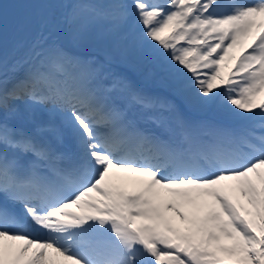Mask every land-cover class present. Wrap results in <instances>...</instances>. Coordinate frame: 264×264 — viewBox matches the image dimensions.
Wrapping results in <instances>:
<instances>
[{
  "label": "snow or ice",
  "instance_id": "6c2138e0",
  "mask_svg": "<svg viewBox=\"0 0 264 264\" xmlns=\"http://www.w3.org/2000/svg\"><path fill=\"white\" fill-rule=\"evenodd\" d=\"M65 22L130 33L185 107L238 124L166 101L144 128L105 60L44 41L10 75L0 52V264H264V0L75 3ZM20 101L47 123L17 124Z\"/></svg>",
  "mask_w": 264,
  "mask_h": 264
},
{
  "label": "rangeland",
  "instance_id": "374dc122",
  "mask_svg": "<svg viewBox=\"0 0 264 264\" xmlns=\"http://www.w3.org/2000/svg\"><path fill=\"white\" fill-rule=\"evenodd\" d=\"M69 1H71V0H44V2H42V4H45L46 8H48L50 5L56 6V7H53L51 9L50 13H53V11H55V14H57V16H60V14H66V11L63 10L62 8H60V6H66V4H69ZM103 1H105V0H103ZM106 1H108V3H109L110 0H106ZM57 6H59V7H57ZM9 11H10V7L3 5V4H0V19L7 18V14L9 13ZM37 14L38 15L33 14V8L31 5L25 4L23 11L19 15V18L21 20L18 23V26L15 25L14 28L11 29L10 36L14 37L16 35V33L18 32V30H20V27H26L28 29V31H30V33H32V34H35L36 32L40 31L41 28L39 26L46 27L47 25L43 24V14H42L41 9L38 8ZM35 17L38 18V22H37V19ZM61 26H60V28H61ZM45 31H46V28H45ZM35 36H36V34H35ZM4 40L5 39L0 40V48L1 49L4 48L3 47L5 45ZM10 45L14 48V43H11ZM4 49H6V48H4ZM4 49H2V50H4ZM140 53H142V51H140ZM106 63H107V61H106ZM107 65L109 66V63H107ZM153 74L156 76V69L154 70ZM157 75H158L157 77H160V74H157ZM158 80H159V78H158Z\"/></svg>",
  "mask_w": 264,
  "mask_h": 264
},
{
  "label": "bare ground",
  "instance_id": "6f19581e",
  "mask_svg": "<svg viewBox=\"0 0 264 264\" xmlns=\"http://www.w3.org/2000/svg\"><path fill=\"white\" fill-rule=\"evenodd\" d=\"M241 2H246V3H254V2H252V1H245V0H241ZM19 4V3H18ZM9 23L7 22L6 24H3L1 27H4V28H6V26L8 25ZM203 71V70H202ZM124 75H129V70H128V68H125V71H124ZM167 95H169L168 97H167V101H174V97H177L176 95H175V91L173 90V91H169L168 93H167ZM170 95H173V97H170ZM149 97H150V94H149ZM160 106V105H159Z\"/></svg>",
  "mask_w": 264,
  "mask_h": 264
},
{
  "label": "trees",
  "instance_id": "16d2710c",
  "mask_svg": "<svg viewBox=\"0 0 264 264\" xmlns=\"http://www.w3.org/2000/svg\"><path fill=\"white\" fill-rule=\"evenodd\" d=\"M107 36H108V35H107ZM83 42H84V44L86 43V41H83ZM89 45H91L90 42H89Z\"/></svg>",
  "mask_w": 264,
  "mask_h": 264
}]
</instances>
